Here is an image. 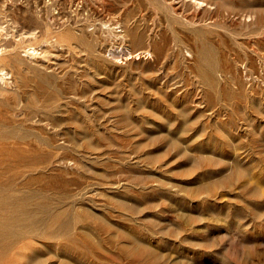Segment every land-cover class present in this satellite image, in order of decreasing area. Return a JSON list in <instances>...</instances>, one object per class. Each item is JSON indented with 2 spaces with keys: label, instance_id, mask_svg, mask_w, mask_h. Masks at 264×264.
<instances>
[{
  "label": "rangeland",
  "instance_id": "1",
  "mask_svg": "<svg viewBox=\"0 0 264 264\" xmlns=\"http://www.w3.org/2000/svg\"><path fill=\"white\" fill-rule=\"evenodd\" d=\"M80 1L0 0V264H264V0Z\"/></svg>",
  "mask_w": 264,
  "mask_h": 264
},
{
  "label": "bare ground",
  "instance_id": "2",
  "mask_svg": "<svg viewBox=\"0 0 264 264\" xmlns=\"http://www.w3.org/2000/svg\"><path fill=\"white\" fill-rule=\"evenodd\" d=\"M78 1H79V0H78ZM81 1H82V0H81ZM81 1H80V2H81ZM72 2H73V1H72ZM85 2H86V1H85ZM71 5H72V4H71ZM79 5H81V4H79ZM32 6H33V5H32ZM60 6H61V5H60ZM175 7H176V6H175ZM78 8H79V7H78ZM81 8H82V7H81ZM85 8H86V7H85ZM32 9H33V8H32ZM32 9H31V10H32ZM61 9H62V8H61ZM174 9H176V8H174ZM70 10H71V9H70ZM70 10H69V11H70ZM67 11H68V10H67ZM67 11H65V12H67ZM69 11H68V12H69ZM41 12H42V11H41ZM59 12H60V11H59ZM68 12H67V13H68ZM47 13H48V12H47ZM60 13H62V12H60ZM63 13H64V12H63ZM70 13H71V12H70ZM58 14H59V13H58ZM68 14H69V13H68ZM70 15H71V14H70ZM73 15H74V14H73ZM36 16H37V15H36ZM39 16H40V15H39ZM42 16H43V15H42ZM66 16H67V15H66ZM40 17H41V16H40ZM63 17H64V16H63ZM41 19H43V18H41ZM68 19H69V18H68ZM70 19H71V18H70ZM72 19H73V18H72ZM78 19H79V18H78ZM78 19H77V20H78ZM80 19H81V18H80ZM38 20H39V18H38ZM43 20H45V19H43ZM39 22H40V20H39ZM39 22H38V23H39ZM41 22H42V21H41ZM66 22H67V21H66ZM70 22H74V21H70ZM12 23H13V22H12ZM42 23H44V21H43ZM81 23H82V22H81ZM23 24H24V23H23ZM23 24H22V25H23ZM39 24H40V23H39ZM46 24H48V23L46 22ZM48 25H49V24H48ZM70 25H72V24L70 23ZM76 25H77V24H76ZM102 25H103V24H102ZM102 25H101V26H102ZM19 26H20V25H19ZM23 26H24V25H23ZM25 26H26V25H25ZM39 26H40V25H39ZM73 26H74V25H73ZM78 26H79V25H78ZM3 27H4V26H3ZM44 27H45V26H44ZM76 27H77V26H76ZM18 28H19V27H18ZM3 29H4V28H3ZM5 29H6V28H5ZM100 29H102V28H100ZM103 29H104V28H103ZM7 30H8V29H7ZM20 30H21V29H20ZM26 30H27V29H26ZM30 30H31V29H30ZM38 30H39V29H38ZM65 30H67V28H66ZM121 30H122V29H121ZM124 31H125V29H124ZM124 31H123V33H124ZM37 32H38V31H37ZM48 32H49V31H48ZM48 32H47V34H48ZM53 32H54V31H53ZM58 32H59V31H58ZM117 32H118V31H117ZM121 32H122V31H121ZM10 33H11V32H10ZM14 33H15V32H14ZM16 33H18V32H16ZM114 33H115V32H114ZM6 34H8V33H6ZM6 34H5V35H6ZM31 34H32V33H31ZM47 34H46V35H47ZM51 34H52V33H51ZM59 34L61 35V32H60ZM65 34H66V33H65ZM75 34H76V33H75ZM115 34H116V33H115ZM119 34H120V33H119ZM121 34H122V33H121ZM10 35H11V34H10ZM24 35H25V34H24ZM26 35H27V34H26ZM55 35H56V33H55ZM99 35H100V34H99ZM12 36H13V35H12ZM19 36H20V35H19ZM34 36H35V35H34ZM39 36H40V35H39ZM49 36H50V35H49ZM49 36H48V37H49ZM123 36H124V34H123ZM7 37H8V36H7ZM31 37H32V36H31ZM31 37H30V38H31ZM36 37H37V36H36ZM36 37H35V38H36ZM56 37H57V35H56ZM117 37H118V36H117ZM46 38H47V37H46ZM101 38H103V36H102ZM17 39H18V36H17ZM50 39H51V38H50ZM120 39H121V38H120ZM21 40H23V39L21 38ZM61 40H62V39H61ZM67 40H68V39H67ZM100 40H101V39H100ZM102 40H103V39H102ZM105 40H106V39H104V41H105ZM0 41H1V40H0ZM2 41H3V40H2ZM26 41H27V40H26ZM45 41H47V39H46ZM48 41H49V38H48ZM48 41H47V42H48ZM51 41L56 42L55 40H52V39H51ZM58 41H59V40H58ZM21 42H22V41H21ZM49 43H51V42H49ZM102 43H103V42H102ZM56 44H57V43H56ZM28 45H29V44H28ZM53 45H54V44H53ZM53 45H52V46H53ZM58 45H59V44H58ZM58 45H57V46H58ZM1 46H2V45H1ZM3 46H4V45H3ZM22 46H24V44H23ZM60 46H61V45H60ZM5 47H6V46H5ZM1 48H2V47H1ZM7 48H8V47H7ZM20 48H21V47H20ZM29 48H30V47H29ZM31 48H32V47H31ZM18 49H19V48H18ZM47 49H48V48H47ZM33 50H34V48H33ZM16 51H17V50H16ZM16 51H15V52H16ZM19 51H20V49H19ZM46 51H47V50H46ZM29 52H32V51H29ZM29 52H28V53H29ZM5 53H6V52H5ZM26 53H27V52H26ZM33 54H34V53H33ZM39 54H40V53H39ZM42 54H43V53H42ZM52 54H53V53H52ZM52 54H51V57H52ZM129 54H130V53H129ZM7 55H8V54H7ZM23 55H24V54H23ZM23 55H22V56H23ZM35 55H37V54H36V51H35ZM53 55H54V54H53ZM56 55H57V54H56ZM56 55H55V56H56ZM130 55H131V54H130ZM135 55H136V54H135ZM11 57H12V56H11ZM46 57H49V56H46ZM46 57H45V60H46ZM42 58H43V56H42ZM8 59H9V58H8ZM43 59H44V58H43ZM49 59H50V58H49ZM40 60H41V59H40ZM47 64H48V63H47ZM0 67H1V66H0ZM7 74H8V73H7ZM6 77H7V76H6ZM2 79H3V78H2ZM3 80H4V79H3ZM5 80H6V79H5Z\"/></svg>",
  "mask_w": 264,
  "mask_h": 264
}]
</instances>
